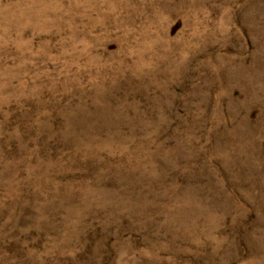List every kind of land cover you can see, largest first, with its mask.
<instances>
[{
	"label": "rangeland",
	"instance_id": "1",
	"mask_svg": "<svg viewBox=\"0 0 264 264\" xmlns=\"http://www.w3.org/2000/svg\"><path fill=\"white\" fill-rule=\"evenodd\" d=\"M0 264H264V0H0Z\"/></svg>",
	"mask_w": 264,
	"mask_h": 264
}]
</instances>
